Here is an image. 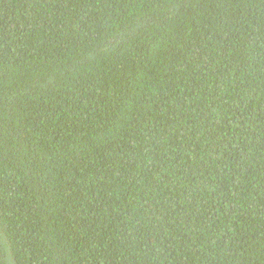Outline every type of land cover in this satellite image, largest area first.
I'll return each instance as SVG.
<instances>
[{
	"label": "trees",
	"instance_id": "obj_1",
	"mask_svg": "<svg viewBox=\"0 0 264 264\" xmlns=\"http://www.w3.org/2000/svg\"><path fill=\"white\" fill-rule=\"evenodd\" d=\"M0 264H264V0H0Z\"/></svg>",
	"mask_w": 264,
	"mask_h": 264
}]
</instances>
